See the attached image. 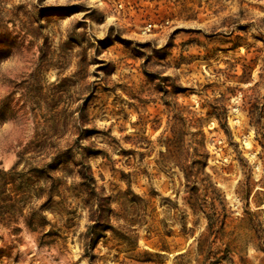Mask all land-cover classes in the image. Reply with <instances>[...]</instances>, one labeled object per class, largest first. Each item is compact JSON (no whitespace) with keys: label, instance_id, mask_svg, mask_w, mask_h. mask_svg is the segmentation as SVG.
Returning <instances> with one entry per match:
<instances>
[{"label":"rangeland","instance_id":"rangeland-1","mask_svg":"<svg viewBox=\"0 0 264 264\" xmlns=\"http://www.w3.org/2000/svg\"><path fill=\"white\" fill-rule=\"evenodd\" d=\"M179 128L200 132L224 235L161 157ZM38 133L90 154L112 212L91 218L65 164L53 203L0 216V264H264V0H0V170ZM93 220L117 235L90 248Z\"/></svg>","mask_w":264,"mask_h":264},{"label":"trees","instance_id":"trees-1","mask_svg":"<svg viewBox=\"0 0 264 264\" xmlns=\"http://www.w3.org/2000/svg\"><path fill=\"white\" fill-rule=\"evenodd\" d=\"M175 118L182 121L180 114H177ZM199 134V131L191 132L188 143L185 131L182 128L174 129L172 137H167L164 141L166 150L161 153V157L166 163H174L183 173L187 193L190 195L187 203L195 214L203 212L206 215L208 220L207 229L210 236L224 235L228 219L227 209L222 195L205 172L208 153L204 144L198 139ZM57 140L58 138L54 136L38 133L20 152L19 161L10 170H0V203L12 202V205L0 207V212H2L0 216L11 212L23 214L26 206L35 198L44 199L38 208L39 210L53 203L55 196H61L59 190L61 179L55 176L54 173L63 165L70 163L78 167L77 174L80 177L78 186L86 194L91 218L94 215L96 216L97 213L112 212L110 203L109 207L103 204L107 199L100 196L91 167L85 158V155L89 157L90 154H82L80 162L76 164L74 156L71 155V146L68 145L66 150L61 149ZM30 155L33 156L30 159L40 158L41 164L32 165L28 163V166L19 170L22 162L27 161V157ZM217 203L221 207H218ZM207 209L211 213H206ZM37 213V210L32 207L30 217ZM40 217L43 218L41 214ZM93 221L97 222L89 226L86 232L87 238L93 237L91 244H89L90 248L96 239L104 237L103 234L108 229L117 235V231L110 223L107 225L106 223L101 224L99 220ZM27 226L32 232H37L43 227L40 224L36 225L30 218L27 220ZM120 241L129 244L124 237H120ZM208 244L207 238L200 241L199 251L202 253ZM217 260H222V258Z\"/></svg>","mask_w":264,"mask_h":264}]
</instances>
